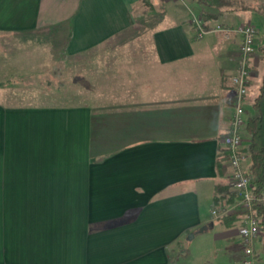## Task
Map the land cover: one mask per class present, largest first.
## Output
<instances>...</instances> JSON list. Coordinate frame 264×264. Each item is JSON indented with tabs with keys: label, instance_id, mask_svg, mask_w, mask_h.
<instances>
[{
	"label": "crops",
	"instance_id": "0c3cea01",
	"mask_svg": "<svg viewBox=\"0 0 264 264\" xmlns=\"http://www.w3.org/2000/svg\"><path fill=\"white\" fill-rule=\"evenodd\" d=\"M144 1L0 0V37L62 40L69 55L127 45L101 83L109 94L70 105L19 100L35 94L4 76L19 68L0 41V264H173L185 237L206 232L228 250V264H241L237 225L212 214L217 161L230 180L222 139L236 104L241 36L200 37L192 18L215 10L208 4L147 0L151 10ZM254 14L264 19L226 11L209 28L255 25ZM258 30L248 118L264 76ZM255 248L264 261L262 234Z\"/></svg>",
	"mask_w": 264,
	"mask_h": 264
},
{
	"label": "rangeland",
	"instance_id": "374dc122",
	"mask_svg": "<svg viewBox=\"0 0 264 264\" xmlns=\"http://www.w3.org/2000/svg\"><path fill=\"white\" fill-rule=\"evenodd\" d=\"M240 15L242 12L237 11L234 19L241 21ZM253 19L255 26L260 28L261 35H264L263 17L254 14ZM244 20L248 21V18ZM143 21L146 22L139 23L141 28L147 24L148 18ZM0 41L6 48L11 65L13 62V65L19 68L13 74L6 71L4 76L12 77L15 86H22L21 91L35 94L21 96L19 100L24 103L87 104L94 100L95 95L109 94V87L102 89L101 83L103 79L108 83L110 79L108 66L120 63L124 58V52L118 50L127 47L125 42L109 43L106 46L109 49L103 52L69 55L64 49V41L58 39H45V37L22 39L2 36ZM261 74L264 75V72ZM95 83H97L96 86ZM29 84L31 87H26ZM259 91V87L254 90L250 96L252 101ZM50 95L52 97H49ZM252 109L253 107L249 111L254 113ZM204 235V238L199 236L196 239L185 237L181 251L178 252L177 249L173 251L171 257L173 264H228L226 261V256L229 255L228 250L214 245L212 240L208 239L210 237L208 232Z\"/></svg>",
	"mask_w": 264,
	"mask_h": 264
},
{
	"label": "built area",
	"instance_id": "2783aa9c",
	"mask_svg": "<svg viewBox=\"0 0 264 264\" xmlns=\"http://www.w3.org/2000/svg\"><path fill=\"white\" fill-rule=\"evenodd\" d=\"M192 23L200 37L209 31H217L229 37L233 33L241 36L240 61L237 72L231 77L233 90L236 94V104L230 119V129L223 137L222 143L228 150V158L231 167L230 184L238 192L240 199L237 203L222 210L213 209L215 218L228 215L231 212L240 213V219L236 223L238 234L242 240L243 257L241 264H264L260 258L255 243L260 239L262 229L255 212L256 198L252 193V175L245 167L247 153L244 151V132L247 127L246 98L249 94V83L252 76L251 58L257 51L258 28L251 23L241 24L237 27L217 24L207 28L205 21L194 15Z\"/></svg>",
	"mask_w": 264,
	"mask_h": 264
},
{
	"label": "trees",
	"instance_id": "16d2710c",
	"mask_svg": "<svg viewBox=\"0 0 264 264\" xmlns=\"http://www.w3.org/2000/svg\"><path fill=\"white\" fill-rule=\"evenodd\" d=\"M201 4H208L215 10H203L201 16L209 28V22L216 19L219 14L226 11L235 10H255L264 15V0H253V2L243 0H195ZM151 10L154 6L147 0L144 1ZM253 5V6H250ZM256 114L248 118L246 132L249 142L244 147L245 153L250 157L249 171L252 175L251 188L256 198L255 212L262 229V239L264 241V76L259 94L253 101ZM228 150L224 148L223 155L228 157ZM218 174L221 180L216 183L213 193L212 206L216 210H222L237 203L240 199L238 192L224 179L225 167L219 160L217 161ZM220 223L226 227H233L240 219V213L231 212L228 215L218 218Z\"/></svg>",
	"mask_w": 264,
	"mask_h": 264
},
{
	"label": "water",
	"instance_id": "95a60500",
	"mask_svg": "<svg viewBox=\"0 0 264 264\" xmlns=\"http://www.w3.org/2000/svg\"><path fill=\"white\" fill-rule=\"evenodd\" d=\"M190 238H193V234L190 235Z\"/></svg>",
	"mask_w": 264,
	"mask_h": 264
}]
</instances>
